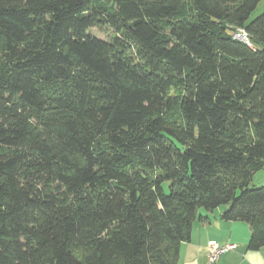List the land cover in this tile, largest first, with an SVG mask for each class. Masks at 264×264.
Returning a JSON list of instances; mask_svg holds the SVG:
<instances>
[{
    "label": "trees",
    "instance_id": "16d2710c",
    "mask_svg": "<svg viewBox=\"0 0 264 264\" xmlns=\"http://www.w3.org/2000/svg\"><path fill=\"white\" fill-rule=\"evenodd\" d=\"M261 1L0 0V264H177L221 205L264 246Z\"/></svg>",
    "mask_w": 264,
    "mask_h": 264
},
{
    "label": "crops",
    "instance_id": "0c3cea01",
    "mask_svg": "<svg viewBox=\"0 0 264 264\" xmlns=\"http://www.w3.org/2000/svg\"><path fill=\"white\" fill-rule=\"evenodd\" d=\"M261 9H264L262 0ZM227 205H221L211 211L198 210L193 222L190 237L180 244L177 264H205L208 241L216 240L220 244L234 243L233 249L223 252L217 264H264V246L249 249L250 225L241 220H226L222 212Z\"/></svg>",
    "mask_w": 264,
    "mask_h": 264
},
{
    "label": "built area",
    "instance_id": "2783aa9c",
    "mask_svg": "<svg viewBox=\"0 0 264 264\" xmlns=\"http://www.w3.org/2000/svg\"><path fill=\"white\" fill-rule=\"evenodd\" d=\"M232 38L243 42L248 46H252L250 35L248 31L242 27H236L232 30L231 33ZM236 245L234 243L228 244H220L216 240H210L206 246V262L205 264H217L221 254L228 249L235 248Z\"/></svg>",
    "mask_w": 264,
    "mask_h": 264
},
{
    "label": "rangeland",
    "instance_id": "374dc122",
    "mask_svg": "<svg viewBox=\"0 0 264 264\" xmlns=\"http://www.w3.org/2000/svg\"><path fill=\"white\" fill-rule=\"evenodd\" d=\"M260 7L261 4H259L257 8L253 11L250 18H254L263 12L264 9L262 10ZM89 33L106 40L110 39L113 34V32L108 28L99 29L97 27L91 28L89 30ZM250 186L251 187L264 186V169H261L254 173Z\"/></svg>",
    "mask_w": 264,
    "mask_h": 264
}]
</instances>
